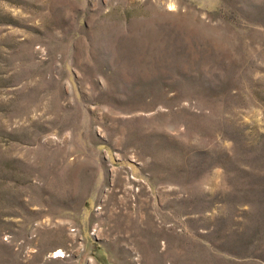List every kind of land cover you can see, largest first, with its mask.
<instances>
[{
  "label": "rangeland",
  "instance_id": "374dc122",
  "mask_svg": "<svg viewBox=\"0 0 264 264\" xmlns=\"http://www.w3.org/2000/svg\"><path fill=\"white\" fill-rule=\"evenodd\" d=\"M0 264H264V0H0Z\"/></svg>",
  "mask_w": 264,
  "mask_h": 264
},
{
  "label": "bare ground",
  "instance_id": "6f19581e",
  "mask_svg": "<svg viewBox=\"0 0 264 264\" xmlns=\"http://www.w3.org/2000/svg\"><path fill=\"white\" fill-rule=\"evenodd\" d=\"M61 255H62V250L61 249H59L58 251H56L55 256H61Z\"/></svg>",
  "mask_w": 264,
  "mask_h": 264
}]
</instances>
